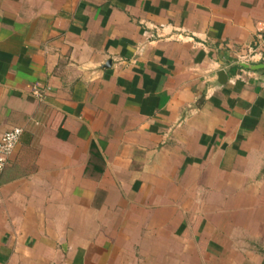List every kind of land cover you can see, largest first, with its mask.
Listing matches in <instances>:
<instances>
[{
  "label": "crops",
  "instance_id": "0c3cea01",
  "mask_svg": "<svg viewBox=\"0 0 264 264\" xmlns=\"http://www.w3.org/2000/svg\"><path fill=\"white\" fill-rule=\"evenodd\" d=\"M264 0H0V264H264Z\"/></svg>",
  "mask_w": 264,
  "mask_h": 264
},
{
  "label": "built area",
  "instance_id": "2783aa9c",
  "mask_svg": "<svg viewBox=\"0 0 264 264\" xmlns=\"http://www.w3.org/2000/svg\"><path fill=\"white\" fill-rule=\"evenodd\" d=\"M240 64L249 65L256 63L264 64V54L255 49H250L245 54L238 56ZM22 130L20 128H11L4 132L0 137V175L4 170L9 156L16 147Z\"/></svg>",
  "mask_w": 264,
  "mask_h": 264
},
{
  "label": "water",
  "instance_id": "95a60500",
  "mask_svg": "<svg viewBox=\"0 0 264 264\" xmlns=\"http://www.w3.org/2000/svg\"><path fill=\"white\" fill-rule=\"evenodd\" d=\"M243 67H247V68H254V66H252V65H242Z\"/></svg>",
  "mask_w": 264,
  "mask_h": 264
}]
</instances>
